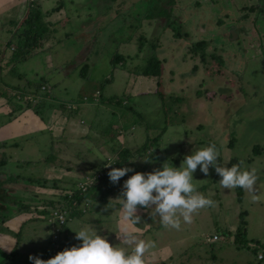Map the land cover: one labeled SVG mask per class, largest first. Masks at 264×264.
I'll return each mask as SVG.
<instances>
[{
    "label": "rangeland",
    "instance_id": "1",
    "mask_svg": "<svg viewBox=\"0 0 264 264\" xmlns=\"http://www.w3.org/2000/svg\"><path fill=\"white\" fill-rule=\"evenodd\" d=\"M32 1L34 6L42 11L43 4L40 1ZM76 1H79L77 5ZM93 1L95 5L97 2L100 3L101 15L96 16L91 12L89 17L92 14V22L87 23L84 21L89 17L81 14L79 19L84 23L80 25L79 19L72 22L70 17L76 11L80 13L79 6L89 7L88 5L93 4ZM43 3H51L54 7L59 6L57 4L62 5L65 16L57 13L56 18L66 17L67 23L57 24L58 20L55 21L52 17L54 15H50L46 19L49 24L45 27L48 29L44 34L42 33L48 35L46 44L44 47L42 44L41 49L34 50L32 55L23 61H11L15 54L12 50L19 49L17 51L19 52L21 47L19 37L11 36L9 33L17 27L19 28L17 34H24L22 21L15 20L14 24H9L7 28L0 23V36H2L0 59L4 64L0 63V97L7 101L14 98L12 105L17 104V107L20 106L24 112L27 109L26 105L23 102H14L18 101L16 96L23 91L19 93L13 88L14 86H22L27 90V94L21 100L31 98L28 94H33L34 84L45 85L44 93L49 94L50 91V94L62 100L75 99L82 102L86 99L93 100L97 104L100 93L96 91H103L104 97L121 96L125 87L116 80L122 73L140 77L141 69L147 60L150 57L157 59L158 48L154 49L157 44L155 40L162 29L167 30L163 27L169 20L174 23L172 27L179 29L178 32L183 35L181 44L186 43L189 49L190 44L193 45L197 40L206 41L208 56L210 54L220 57L221 67L214 64L211 58L208 59L205 81L200 83L201 88L207 89L204 92L207 99H204V93L201 92L200 99L203 101L199 103L203 104L195 106L198 118L192 115V108L181 97L177 102L172 103L175 99L165 98L163 101V96L161 99L158 93L148 95L143 92L136 100L125 93L124 96L129 98L132 107H122L120 104L119 107L123 114L131 112L132 125H125V130L133 127V137L127 135L125 137L127 143H130L131 148H140L148 140L155 141L158 146L156 152L160 153V160H155L157 168H161L165 162L175 166L176 161L179 162V167L186 155L215 144L222 160L229 161L231 157H235L244 162L243 168L257 170L259 179L255 186L256 194L264 196V15L247 10L253 6L264 9V0H177L174 8L169 10V19L159 18L154 21L144 18L150 13L154 14L153 6L146 0H48ZM161 3L163 6V1ZM27 12L26 8V14ZM25 17L26 15L22 19ZM142 38L147 41L143 47L139 42ZM116 55L122 57L120 62L115 61ZM49 58H51V67L48 63ZM199 74L200 72L196 76ZM217 75L219 77L221 75L220 80L216 78ZM185 76L187 74L181 77ZM216 79L218 82L215 81ZM25 81L32 84L31 88H25L27 87ZM163 87H166L165 84ZM127 90L129 91V88ZM43 91L41 88L42 93ZM159 93L165 95L162 86ZM36 103H30L28 106L33 112L37 111L38 102ZM52 106L54 104L47 102L40 110L42 114L39 112L41 115L39 113L36 115L44 116L43 113ZM208 109L209 112H205ZM183 111L191 114L188 115ZM102 113L101 117L105 120V125L116 122L115 116L112 118L107 111ZM116 116H118L117 112ZM202 118L208 123L207 125H203ZM4 119L7 118H0V123ZM182 120L184 123L180 122ZM209 130H212V133ZM106 132L111 133L112 130ZM113 133L116 135L115 132ZM221 136L222 142L219 141ZM227 140L229 142L233 140L231 146H227ZM13 141L6 142L9 144ZM184 142H196L191 153L189 149L193 146ZM14 143L21 144L16 140ZM22 143L26 145L19 149L8 148L6 151L0 149V160L3 158V152L6 153L5 157L7 156L5 165L0 167V172L3 171L12 180V183L6 187L7 193L12 194V191L18 193L11 200L17 204L30 205L32 208L27 212L30 215L29 220L20 225L19 231L12 233L15 248L10 254L13 255L2 260L3 254L1 256L0 253L1 264H33L29 256L47 260L66 248L79 246L82 242L75 238L76 234L73 230L81 228L96 230L99 235L100 231L105 230L107 233L105 236L109 238L110 243L114 246L119 244L115 241V233L119 225L114 222V214L109 210L104 214L95 215L101 205L99 201L92 199V210H89L92 213L85 215L83 221L79 222L77 218L66 221V228L69 230L67 244L56 253L52 242L55 240L52 239L50 225L47 222L48 210L45 209L40 215L35 213L36 209L40 211L39 205H45L40 203L41 198L45 201L47 196L37 195L41 192V187L38 185L23 181L30 178L26 176L29 175L30 165L24 166L20 162L26 160L37 163L33 178L42 179L43 168L38 160L41 146L30 141L26 143V139ZM148 148H150L149 144L145 152ZM152 149L155 150L156 146ZM9 155L11 159L8 158ZM151 158L152 156L150 160ZM50 178H54V175L51 174ZM193 179L197 191L215 201V206L201 209L193 214L192 223L182 222L180 230L164 229L159 224V220L157 226L151 227L149 240L161 235L162 232L159 231H163L165 239L180 243V246L174 245L171 249L173 258L166 264H264V259L263 261L257 259L258 254L264 256V199L253 203L251 194L243 189L238 194L236 188L233 190L221 188L219 185L221 177L212 167L207 176L200 172L198 167ZM109 180L107 181L110 182ZM94 189L101 192V189L96 187L90 189L89 194ZM35 193L39 197H36ZM23 194L31 198L30 201ZM3 195L5 196L6 193H0L1 197ZM14 203L9 204L12 209L16 206L13 210L16 211L18 206ZM3 205H7L6 201ZM63 206L65 203L60 205V208ZM7 211L6 207H0L1 214ZM22 213L24 212L21 211L19 215ZM241 213L245 215L240 216ZM240 220L245 223V233L241 234L246 241L244 246H238V243L234 242L235 230ZM61 234L59 233V236ZM213 235H217L219 240L208 243L207 238ZM62 240L64 241V235ZM58 241L55 248L58 247Z\"/></svg>",
    "mask_w": 264,
    "mask_h": 264
},
{
    "label": "crops",
    "instance_id": "2",
    "mask_svg": "<svg viewBox=\"0 0 264 264\" xmlns=\"http://www.w3.org/2000/svg\"><path fill=\"white\" fill-rule=\"evenodd\" d=\"M34 1H40L43 4L42 11L40 12L43 15L41 21L44 24H49L48 21L46 22V19L50 15H54L52 17L55 21L58 20L57 24L63 25L64 23H67L68 18L66 17H63L65 19L56 18L58 14L65 16L62 12V5L57 4L59 6L54 7L51 6V3H43L48 0ZM27 2H30V0H0L1 25H5L4 28H7L9 24H14L15 20L23 22L22 18L26 15ZM67 2L71 3V1ZM78 2L79 1H76V5L78 4ZM94 3L95 2L93 1V4L88 5L89 7L79 6L81 8L80 13L76 11L74 15L70 17L72 19V22L78 20L81 14L85 17H89V14L91 12L96 16L101 15L100 3L97 2L96 5ZM9 7L10 10H8ZM91 16L92 14L87 19V21L84 22L91 23ZM79 21L80 25L84 23L80 19ZM18 31L19 28L15 27L9 33L11 36L17 35L20 39L21 34H17ZM1 37L2 36H0V38ZM156 39L157 40L155 41V43L157 44H155L154 47L158 48L156 60L160 63L161 66L160 76L147 77L140 74L141 76L136 78L135 76H131V74L127 75L126 73H122V75H120L116 80L117 83H120L121 86L125 87L124 92H121V96L112 95L109 97H104L102 93L103 91H96L100 93V100L97 104H95L93 100L84 101L83 99L82 102H79V100L75 99H58L56 96L50 94L49 91V94L41 93L42 96H32L28 94V96H31V98H28L27 100H21V98L27 94V90H25L22 86H14V89L18 88V90L23 91L21 94L16 96L18 101L14 102H23L27 108L24 112H22L23 110L20 106L17 107V104L12 105V100L14 98H10L9 101H7L3 97H0V118H7L0 123V149H2L3 151H6V149L8 148L19 149L22 146L26 145L22 143L24 139H26V143L30 141L34 144L38 143V146H41V154L38 160L39 163L42 164L43 168L42 179H40L39 177L33 178V171L35 170V164L37 163L28 162L26 160L20 162H22L24 166L30 165L28 168L29 175H26L30 178L24 179V182L26 181L27 184H36L32 181H39L40 184L44 185V187H41L43 185L36 184L41 187V192L37 195L43 197L47 196V200L43 201V198H41L42 202L40 203H44L45 205H39L38 209H40V211L35 208V213L40 215L44 213L45 209L48 210L49 214L47 222L50 225L51 236L53 235L52 233H54V229L56 228L55 222L51 220V213L54 209H56L57 207L60 208V205L64 204L65 202L66 205L61 207L60 209H65L68 211L67 222L73 221L75 218H77L79 222H81L83 221V217L85 215L92 213L89 212V210H92V199H96L101 205V207L97 208L98 210L95 212V215L97 213L104 214L109 210L112 214H114V222L119 225L117 229L118 233L119 229L123 226L119 220L120 206L117 201H112V207L105 210L107 205L109 204V201L116 199L120 195L121 191L123 190L124 181H126L129 176L134 174V172L147 173L157 168L158 165L156 164L155 160H160V153L156 152L158 150V146L156 145L155 141L148 140V142H146L140 148H131L129 146L130 143H127V139L125 137L126 135L129 137H133V127L125 130V125H132L131 112L123 114L121 108L119 107V104L122 107H132L129 104V98L127 96H124L125 93H128L129 97L132 96V98L135 100L139 95H142L141 93L143 92L148 95L158 93L161 95V99L163 96V101L165 100V98H167L168 100L175 99L174 101H172V103L177 102V100H179V98L181 97L182 99H184L186 104L192 108V115H195V118H198L196 115L197 109L195 108V106L197 104L199 106L203 104L199 103L200 101H203L202 99H200L201 92L204 93L207 89H205L204 87L201 88L202 84L200 83H203L205 81V69H207L206 64L208 63V59H210V57L207 56V59L202 61L198 55L192 54V52L190 51L192 44H190L188 49L186 43L181 44V38L173 37V31L169 28H167L166 31L162 29V32L157 36ZM47 40L48 35L43 36V38L39 40L38 48L41 49L42 44L44 47V44H46ZM198 41L203 40H197L196 42ZM142 47L140 49H142ZM12 52H14V50H12ZM209 56L212 55L209 54ZM0 63L4 65L2 59H0ZM48 63L51 67V58L48 59ZM196 67H198V70H196ZM198 72H200V74L199 76H196ZM185 74H187V76L181 77ZM188 77H190V79ZM220 77L218 75L216 76L218 80H220ZM217 79L215 80L216 82H218ZM25 83L27 84V87H25L26 89L31 88L30 82L25 81ZM163 84H165L166 87H163ZM214 85H216V83ZM161 86L165 91V95H163V93H159ZM127 88H129V91L127 90ZM43 92H45V90ZM132 92L134 94H132ZM204 99H207L205 93ZM36 102H38V104L48 102L51 105L54 104V106H52L51 109L47 108V110L44 112L45 114H43L44 116H38L36 115L35 111L33 112V110L28 108V106H30V103ZM128 109L131 110V108ZM105 111H107L112 116V118H114L115 116L118 121L116 120V122L114 123L105 125L106 122L101 117V115H103L102 112L105 113ZM116 112L118 116H116ZM183 112L188 113V115L191 114V112ZM205 112H209V109ZM199 115L201 117V114ZM202 119L203 125H207L208 123L205 122V119ZM113 120L114 119H112L111 122H113ZM180 122L184 123L183 120ZM197 124L198 122L196 123V125ZM106 130H112V132L109 133L106 132ZM209 131L212 133V130ZM224 131V135L226 136V130ZM113 132H115L116 135ZM7 140L14 141L7 144ZM15 140L20 141L21 144H15ZM219 141L222 142V136ZM228 142L229 140L226 141L227 146ZM184 143L193 146L189 149L191 153L194 150L196 142ZM148 144L150 145V148L146 149L145 152V148ZM153 146H156L155 150L152 149ZM4 155H6L5 152L2 153V157L7 160V156L5 157ZM151 156L152 158L150 162H145L144 160H142L150 159ZM8 158L11 159L10 155L8 156ZM28 159L31 160L32 157H28ZM108 163H112L108 171H110L111 168L122 167H128L133 169L134 171L127 173L116 184H110V182L107 181L109 177H107L104 182L100 184L98 182L93 187H99V189H101V192H98V189H94V191L89 194V192L93 189L92 188L89 192H87L85 196L81 197L78 194L77 190L78 184L81 183L85 178L90 177L97 172H100L105 166L108 165ZM218 163L221 166L228 167V160H222L219 157ZM174 165L178 167L179 162L176 161ZM51 174L54 175V178H50ZM8 178L9 177H7L3 171L0 172V182L2 183L0 187V193H6V195H8L5 198L3 196L1 197L3 201H6L7 204L3 205L2 203V207H6L8 210L7 212L2 213V216L0 217L1 256L2 254L9 255L11 250L15 248L14 237L12 233L14 234L19 231L20 225L23 224L26 220H29L30 215H28L27 212L32 208L30 207V205H28L27 209L19 210L20 206L23 204H17L16 202L14 203L13 200H11L18 193H14V191H12V194L7 193L6 187L12 183V180ZM37 195L36 197H39ZM24 197L27 196L24 195ZM104 197L106 199H104ZM34 198L35 197H33V199ZM63 198L67 200H63ZM30 199L31 198L27 197L28 201H30ZM87 201L89 204L87 203ZM12 202L18 206L16 211H13L16 206L14 209H12V207L10 206L11 204H13ZM72 202H76V205L72 206ZM85 203L86 206H84ZM21 211H23L24 213L19 215ZM138 214L141 216V223L136 225L135 228L138 230L139 238L147 241L151 236L150 229L151 227L157 226L156 223L158 222L159 217H153L152 219L148 212L143 208L138 209ZM21 216L22 218H20ZM4 230L7 232H4ZM159 232H162V234L154 236L151 240L154 242L156 241L157 244L150 253H146L145 264H166L173 258L171 249L174 248V245L180 246V243L178 241H173L168 238L165 239V232ZM59 233L62 234L60 236L58 234V238L55 241H52L55 247L56 241L59 240L56 253L59 250H62L63 245L65 246V244H67L66 240L69 236V230L68 228H66V224L61 228ZM106 234L107 233L105 232V230L100 231V235L105 236ZM63 235L64 241L62 240ZM107 239L109 242H111L109 238ZM115 241L119 243V240H117L116 238V234ZM2 258L4 259V257Z\"/></svg>",
    "mask_w": 264,
    "mask_h": 264
},
{
    "label": "clouds",
    "instance_id": "3",
    "mask_svg": "<svg viewBox=\"0 0 264 264\" xmlns=\"http://www.w3.org/2000/svg\"><path fill=\"white\" fill-rule=\"evenodd\" d=\"M219 156L216 145L210 144L186 155L179 167L165 162L161 168L151 172H134L129 176L123 183L120 195L110 200L105 209L112 207V201H117L120 206L119 220L123 226L115 233L119 244L112 245L96 230L81 228L73 230L75 238L82 242L79 246L66 248L47 260L35 256H29V260L33 264H145L146 253H150L156 244L139 238L135 228L141 223L139 208L145 209L151 218L158 216L162 228L180 230L182 222L192 223L193 214L215 206V201L198 192L193 183V174L198 167L205 176L209 174L210 167L214 168L221 177V188L233 190L239 187L251 194L253 203L264 199V196L256 194L259 177L255 168H243V161L231 167L221 166ZM142 160L150 162V159ZM111 164L107 166L111 167ZM133 171L128 167L111 168L108 177L111 183L116 184ZM60 222L63 223L62 220Z\"/></svg>",
    "mask_w": 264,
    "mask_h": 264
},
{
    "label": "trees",
    "instance_id": "4",
    "mask_svg": "<svg viewBox=\"0 0 264 264\" xmlns=\"http://www.w3.org/2000/svg\"><path fill=\"white\" fill-rule=\"evenodd\" d=\"M174 3H175V0H166V1H163V6H161V4L159 3L158 5L156 4H151L153 6V9H154V14L153 13H150L147 17L150 18V20H156V19H159V18H166V19H169V10H172L173 7H174ZM168 8V9H166ZM248 11H251V12H256V13H260L262 15H264V9L262 8H258V6H253V7H250V8H247ZM27 14H26V17L25 19H23V22L21 23V25L23 26L24 28V34H21V38L19 40V46L21 47L20 51L17 52L18 50L15 49V54H13L14 56H12L11 58V61L12 62H17L18 60L19 61H23L25 59H27L31 53L38 49V43H39V40L43 38V35L45 33V31L48 29H46V24H44L41 19L43 17V15L41 14V12L38 10L37 7L34 6V2L31 0L30 2H28V6H27ZM156 12V13H155ZM174 23L170 22L169 20L166 21L165 25H164V29H171L173 31V37L174 38H182L183 35H181L178 31L179 29L177 28H173L172 25ZM40 28V29H39ZM43 33V34H42ZM22 39V40H21ZM156 41V40H155ZM139 42L141 43L140 46H143V44H145L147 41L142 38V39H139ZM207 42L206 41H198L196 43H194L191 48H190V51L192 52V54L194 55H198L199 58L204 61L207 59V52H206V49H207ZM155 49V47H154ZM212 59V62L216 65H220L222 64V59L220 57H214V56H208ZM121 56H118L116 55L115 56V61H118L120 62L121 61ZM221 67V65H220ZM141 74L143 76H147V77H159L160 74H161V66H160V63L156 60V58H149L146 62V65L143 67L142 71H141ZM30 85L32 86V84L30 83ZM34 91H33V94H31L32 96H42L41 95V87L40 85H35L34 84ZM14 88V87H13ZM16 91H18L19 93H21L20 90H18V88H15ZM43 94H45L43 92ZM84 101H87L86 99H84ZM47 102H45L46 104ZM37 104V103H36ZM45 104L43 103H39L38 106H37V111H35V113H41L42 112L40 111L44 106ZM39 113V114H40ZM40 114V115H41ZM45 114V113H43ZM39 116V115H38ZM233 143V140H231L228 144V146H231ZM144 151V150H143ZM5 156V155H4ZM5 162H6V159H1L0 160V167L1 166H4L5 165ZM240 162L237 158L235 157H231L228 161V167H231L232 164H236ZM108 171V170H107ZM105 171L104 174H103V177L100 179L99 181V184L104 182L105 179H107L108 177V172ZM32 181V180H31ZM33 183H36V184H40L39 181H32ZM2 183L0 182V187H1ZM40 185H43V184H40ZM41 187H44L41 186ZM238 190V194H240V191H241V188L237 187L236 188ZM87 193H85L84 195H82L81 197L85 196ZM3 197H7L6 195ZM63 200H67L65 198H63ZM3 199H1V196H0V207H2V203H3ZM64 202V201H63ZM65 203V202H64ZM66 205V204H65ZM27 206L28 205H21L20 206V209H27ZM245 214L244 213H241L240 216H244ZM1 213H0V217H1ZM4 219V218H3ZM245 233V223L244 221H241L239 222L238 224V227L236 228L235 230V238H234V242L235 244H237L238 246H244L246 244V241L244 240V238H242L243 236H241V234ZM11 255L13 254H9V255H3L4 259L5 260L7 257H10ZM261 255V258L258 259V256ZM257 259L259 261H263L264 259V256L262 254H258L257 255ZM0 264H1V261H0Z\"/></svg>",
    "mask_w": 264,
    "mask_h": 264
},
{
    "label": "built area",
    "instance_id": "5",
    "mask_svg": "<svg viewBox=\"0 0 264 264\" xmlns=\"http://www.w3.org/2000/svg\"><path fill=\"white\" fill-rule=\"evenodd\" d=\"M41 88L42 90H46L45 86H42ZM107 170H109V167L105 166L100 172H97L93 174L92 176L85 178L81 183L78 184V188H77L78 194L82 196L85 193H87L92 187L96 185V183L100 181V179L103 177L104 172ZM75 205H76V202H72V206H75ZM84 206H86V203L84 204ZM67 214H68V211L65 209L62 210L60 208H56V210L52 211L51 220L54 221L56 224V228L54 229V233L52 235L53 240H56L58 238V234L61 228L66 224ZM61 220L63 221V223L60 222ZM218 240L219 238L217 235H213L207 238L208 243L218 241ZM260 258H261V255L258 256V259Z\"/></svg>",
    "mask_w": 264,
    "mask_h": 264
},
{
    "label": "flooded vegetation",
    "instance_id": "6",
    "mask_svg": "<svg viewBox=\"0 0 264 264\" xmlns=\"http://www.w3.org/2000/svg\"><path fill=\"white\" fill-rule=\"evenodd\" d=\"M147 2H149V4H156L158 5L159 3L161 4L162 1H166V0H146ZM177 1V0H175Z\"/></svg>",
    "mask_w": 264,
    "mask_h": 264
}]
</instances>
